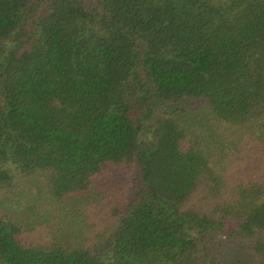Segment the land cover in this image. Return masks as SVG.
Masks as SVG:
<instances>
[{
	"label": "trees",
	"instance_id": "16d2710c",
	"mask_svg": "<svg viewBox=\"0 0 264 264\" xmlns=\"http://www.w3.org/2000/svg\"><path fill=\"white\" fill-rule=\"evenodd\" d=\"M224 241L264 264V0H0V264Z\"/></svg>",
	"mask_w": 264,
	"mask_h": 264
},
{
	"label": "rangeland",
	"instance_id": "374dc122",
	"mask_svg": "<svg viewBox=\"0 0 264 264\" xmlns=\"http://www.w3.org/2000/svg\"><path fill=\"white\" fill-rule=\"evenodd\" d=\"M204 109L201 105H197L193 113L200 114ZM224 245L221 247H217V251L219 252V256L226 261V264H236L239 259H244L246 263L247 259H245V252L243 251V247L237 244H230L228 241H224Z\"/></svg>",
	"mask_w": 264,
	"mask_h": 264
}]
</instances>
